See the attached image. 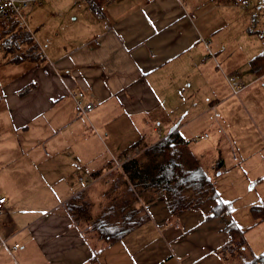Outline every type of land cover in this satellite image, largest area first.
Returning a JSON list of instances; mask_svg holds the SVG:
<instances>
[{
	"label": "crops",
	"instance_id": "obj_1",
	"mask_svg": "<svg viewBox=\"0 0 264 264\" xmlns=\"http://www.w3.org/2000/svg\"><path fill=\"white\" fill-rule=\"evenodd\" d=\"M232 1L77 0L73 43L54 19L38 66L0 52L11 72L0 92L8 127L0 139V240L18 245L12 252L0 244V264H244L264 254V219L251 211L264 207V73L251 67L264 51V0L246 8ZM250 24L256 31L244 30ZM231 74L245 86L239 96L230 93ZM84 105L91 109L82 116ZM175 131L190 141L213 198L171 215L165 198L148 191L137 201L147 218L110 245L73 222L65 209L72 197L84 193L95 219L119 193L116 180L127 182L113 159L139 158ZM10 146L28 161H1ZM228 149L237 161L226 160ZM218 203L230 204L229 213L212 218ZM231 223L245 230L240 244Z\"/></svg>",
	"mask_w": 264,
	"mask_h": 264
},
{
	"label": "trees",
	"instance_id": "obj_2",
	"mask_svg": "<svg viewBox=\"0 0 264 264\" xmlns=\"http://www.w3.org/2000/svg\"><path fill=\"white\" fill-rule=\"evenodd\" d=\"M0 52L3 56L11 55L10 63L30 62L38 66L43 62L42 54L31 35L25 28L13 23L0 22ZM251 67L257 76L264 73V51L251 59ZM33 87L28 85L19 94L23 95ZM189 143L178 132H171L144 151L147 161L134 158L125 163L122 176H126L127 182L125 179L122 182L116 180L113 190L119 193L106 199L105 207L95 219H91L83 203L84 193L66 202L67 213L77 226H88L90 234L110 245L135 230L147 218L143 209L137 206V201L148 191L158 192L165 198L171 215L197 208L213 198L215 193L211 181L199 169L189 151ZM229 207L227 203L215 204L211 209V217L228 214ZM251 211L259 222L264 219L263 206H254ZM228 228L231 240L240 244L245 230H239L232 223ZM244 264H264V254Z\"/></svg>",
	"mask_w": 264,
	"mask_h": 264
},
{
	"label": "rangeland",
	"instance_id": "obj_3",
	"mask_svg": "<svg viewBox=\"0 0 264 264\" xmlns=\"http://www.w3.org/2000/svg\"><path fill=\"white\" fill-rule=\"evenodd\" d=\"M76 1L77 0H41L40 2L30 4V6L25 10L24 15H25V21L27 23V28L25 30L31 35L34 42H37V46L39 50H42L44 55L47 54V30H51V26L54 23V19H61L57 23L62 25V31H64L63 33L67 35V38H65L62 33L61 37H63V39H69L70 41H72V43L76 40L75 34L77 35L78 31L76 30V24L74 23L73 19L70 18L73 14L75 15L79 12L78 7L76 6ZM47 4H52L53 7L47 9ZM244 30L251 33L256 31V29L253 27L252 24L248 26L246 25L244 27ZM10 76H11L10 69H6L4 66L0 65V92H1L2 84L5 82L6 79H9ZM205 120L206 119L204 118L200 119L199 122L194 125V127L199 128L200 124H202ZM7 130L8 127L4 121V118L1 117L0 115V139L2 137H5V132ZM191 138L193 139V137ZM192 144L194 145V148H202L207 143L202 142L199 144H195L194 142H192ZM106 150L109 153L110 148L108 143H106ZM234 155H235V151L229 149L225 151V158L227 161H237L234 158ZM258 157L261 161H264V154H260ZM139 160L147 161V156L144 154L141 157H139ZM1 161H28V160L26 158H20L18 154V149L16 147L10 146L9 149H5L4 160ZM226 179L227 178L220 179L222 186L226 187L229 191H234L235 190L234 187L227 186V184L225 183ZM225 192L226 194L228 193V191ZM232 216L234 218L237 217L240 219L243 216V214L242 212L240 213L239 211L236 210L235 213L232 212ZM249 217L253 218L252 215H250ZM246 221L247 220L240 222L239 225L243 226V224ZM246 224L247 223H245V225Z\"/></svg>",
	"mask_w": 264,
	"mask_h": 264
},
{
	"label": "built area",
	"instance_id": "obj_4",
	"mask_svg": "<svg viewBox=\"0 0 264 264\" xmlns=\"http://www.w3.org/2000/svg\"><path fill=\"white\" fill-rule=\"evenodd\" d=\"M41 0H0V22L3 23H13L16 26L25 28L27 27L25 21V10L30 6L32 3L40 2ZM106 1H115V0H106ZM233 5L235 7L246 8L249 6L248 0H233ZM226 82L229 86L231 94L233 96H239L245 89V86L237 79L236 75L231 74L225 77ZM80 114L85 116L86 113L91 109V105H84L79 108ZM208 137L207 134H204L199 137L200 140L206 139ZM141 152L137 151L133 155L123 156L122 158L114 161V168L121 169L122 166L127 163L128 161L135 158ZM6 203V199L4 197H0V210L4 208ZM0 244L5 247L9 251H16L18 249V245L14 244L13 246H8L4 240H0Z\"/></svg>",
	"mask_w": 264,
	"mask_h": 264
}]
</instances>
